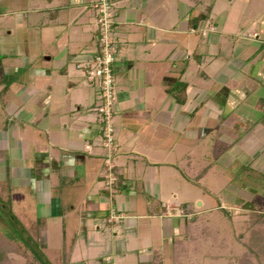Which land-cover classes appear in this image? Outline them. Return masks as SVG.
<instances>
[{
    "label": "crops",
    "instance_id": "1",
    "mask_svg": "<svg viewBox=\"0 0 264 264\" xmlns=\"http://www.w3.org/2000/svg\"><path fill=\"white\" fill-rule=\"evenodd\" d=\"M96 1L0 0V27L28 43L8 54L10 38L0 35V145L10 153L0 158V181L28 186L45 207L36 218L61 217L70 264H122L127 252L139 264L158 250L152 217L164 245L180 232L168 190L205 156L206 121L264 139V95L250 99L264 94V0H112L113 190L104 183L100 91L86 76L98 52ZM138 185L148 203L165 207L139 212ZM111 211L123 218L111 221ZM145 218L147 233L137 221ZM49 233L42 225V237ZM85 247L90 254L76 253Z\"/></svg>",
    "mask_w": 264,
    "mask_h": 264
},
{
    "label": "rangeland",
    "instance_id": "2",
    "mask_svg": "<svg viewBox=\"0 0 264 264\" xmlns=\"http://www.w3.org/2000/svg\"><path fill=\"white\" fill-rule=\"evenodd\" d=\"M6 29L7 27H0L1 36H8L6 35L8 31L5 33ZM15 33L11 37L8 36L9 42L3 44L7 45L5 50H8V54L17 51L21 53L28 46V43H23L20 40L21 36ZM3 45L0 43V47ZM262 93L256 95L258 97H250L251 103L263 97ZM2 105L0 100L1 117L4 113ZM243 107L251 112L250 104ZM206 125L208 134L205 142L201 144V153L204 152L205 156H201V159L192 158L191 164L185 166V172L191 176L190 179L182 180L181 184L173 183L169 186L167 196L172 195L168 199L172 204L169 206V214L178 218L175 224L181 227L174 241L167 240L169 243L164 245L166 237H163L160 219L157 216L152 217L155 224L151 227L154 233L153 247L158 249L153 252V257L149 261H153L152 264H238L241 255L249 250L247 243L251 234L252 215L250 208L245 205L255 202L259 209L264 210V139L247 137V133L241 129H235L229 123L226 124V129L224 123L217 120H208ZM4 145H0V158L8 159L10 153ZM6 178L2 177L0 181V199L6 204V211H12L31 233L37 231V223L41 226L47 225L50 235H47L48 240L46 234L45 238L42 235L39 237L40 246L52 263L58 264L62 250L70 252L64 248L61 217L52 216L46 221L44 218H36V215L41 217L39 215L41 212L42 215L46 213H44V205H41L40 200L34 201L36 198L34 195L30 197L29 193H25L28 186L14 187ZM108 189L113 190V187ZM136 189L138 191L136 207L139 212L156 214V205L165 207L166 200L161 202L153 199V204L148 203L140 185ZM172 191L174 192L171 193ZM37 197V199L41 198L39 194ZM40 207L41 210H39ZM111 212L114 213V211ZM72 219L76 220L80 217L78 218L77 215ZM149 220L146 218L137 220L142 225L139 224V227L145 233L150 227L146 225ZM6 228H9V225L0 212V229ZM67 232H69L67 239L71 238L73 231L68 229ZM123 245L125 244L119 245V248L121 249ZM80 249L76 253L90 254L87 247H85L86 251ZM11 257L15 264L26 262L21 255L12 254ZM80 257L78 258L81 259ZM122 257V264H132L130 261L132 258L136 259V262L138 259L133 252H127L126 256L122 255ZM78 258L74 257V261ZM251 260L254 264H264L262 256L254 255ZM93 263L96 264L90 262V264Z\"/></svg>",
    "mask_w": 264,
    "mask_h": 264
},
{
    "label": "built area",
    "instance_id": "3",
    "mask_svg": "<svg viewBox=\"0 0 264 264\" xmlns=\"http://www.w3.org/2000/svg\"><path fill=\"white\" fill-rule=\"evenodd\" d=\"M95 8L98 24V52L94 60L86 64V76L89 81L98 85L100 91L97 113L101 122L103 146L106 151V186L113 187L117 181L113 163L116 147L114 126L115 81L113 74L116 49L113 40V2L112 0H97ZM121 218L123 216L111 212V221H119Z\"/></svg>",
    "mask_w": 264,
    "mask_h": 264
},
{
    "label": "trees",
    "instance_id": "4",
    "mask_svg": "<svg viewBox=\"0 0 264 264\" xmlns=\"http://www.w3.org/2000/svg\"><path fill=\"white\" fill-rule=\"evenodd\" d=\"M4 74L0 73V84L4 82ZM1 186V183H0ZM251 210V234L247 246L249 250L239 258L238 264H254L252 256L264 257V210L259 209L257 203L246 204ZM0 212L6 219L9 228L0 229V264H15L12 254L21 255L26 259L25 264H54L41 249L39 237L42 226L38 224L37 231L26 229L20 220L12 213L6 211V204L0 199ZM71 253L62 250L58 264H70ZM152 264L144 261L139 264Z\"/></svg>",
    "mask_w": 264,
    "mask_h": 264
}]
</instances>
